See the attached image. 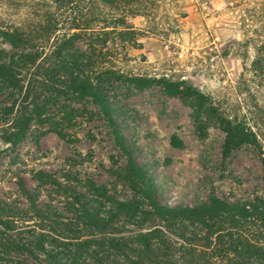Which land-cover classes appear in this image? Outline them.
I'll return each instance as SVG.
<instances>
[{
  "label": "rangeland",
  "instance_id": "rangeland-1",
  "mask_svg": "<svg viewBox=\"0 0 264 264\" xmlns=\"http://www.w3.org/2000/svg\"><path fill=\"white\" fill-rule=\"evenodd\" d=\"M126 2L0 0V30L19 38L11 43L0 37V65L32 55L19 71L28 76L27 84L30 70L41 65L53 68L57 59L99 52L106 69L127 77L185 81L227 117L246 120L259 149L246 146L224 160L225 133L210 103L170 97L160 87L137 89L109 74L99 89L115 128L94 100L64 95L0 156V209L8 213L0 211V220L19 243L29 241L26 251L1 234L0 264H40L44 252L61 264L116 261L109 242L84 231L81 221L85 209L106 215L116 201L145 206L116 131L162 205L196 207L212 198L249 204L264 198V76L252 68L255 59L264 58V0ZM86 28H109L112 41L97 47L69 40ZM20 99V90L0 80V110ZM7 120L0 118V138ZM21 185L47 220L10 215L29 208ZM155 226L164 227L157 222L144 229Z\"/></svg>",
  "mask_w": 264,
  "mask_h": 264
},
{
  "label": "trees",
  "instance_id": "trees-1",
  "mask_svg": "<svg viewBox=\"0 0 264 264\" xmlns=\"http://www.w3.org/2000/svg\"><path fill=\"white\" fill-rule=\"evenodd\" d=\"M104 5H115L129 0H99ZM126 2V3H128ZM74 34L69 40H79L97 47L110 44L112 32L109 28H88ZM0 37L19 40L17 34L0 30ZM14 45V44H13ZM101 53L84 56L72 61L70 57L57 59L56 64L41 65L30 72L27 84L20 70L31 60L32 55L24 53L11 58L9 64L0 65V80L20 90L21 99L13 106L0 110V118L8 119L9 127L2 139L8 144H17L29 131L31 123L43 121L50 108L64 95L79 99H92L102 109L107 120L114 126L110 106L99 87L105 76L111 74L116 79L126 81L137 89L160 87L170 97L194 99L210 108L225 133L222 147L224 160L246 146L259 149V141L243 118H230L214 107L211 99L188 86L185 81L175 82L168 78L127 77L114 70H108L100 60ZM31 63V62H30ZM30 66V64H29ZM255 72L264 76V58L253 62ZM55 71V72H54ZM56 72H59L57 76ZM26 85V88H25ZM116 131V130H115ZM117 144L129 158L128 167L133 180L138 184L140 203L114 202L106 215L93 210L84 211L82 229L95 238L105 239L116 255L113 264H264V198L249 204H230L218 198L196 207L165 206L156 194L155 186L145 170L130 156L117 131ZM61 137L62 134H60ZM177 141L176 139L174 140ZM3 152H0V156ZM264 167V159H263ZM264 183V176H263ZM96 192L99 190L91 186ZM27 196L29 208L25 211H11L10 215L23 218L26 222L47 220L46 214L38 208L36 200L21 185ZM3 213L6 210L0 209ZM8 214V213H7ZM160 222L162 226L144 229L146 225ZM198 229L194 233L187 226ZM135 227V228H133ZM13 240L20 248L29 251V241L19 243L13 230L0 220V235ZM40 264H61L45 253Z\"/></svg>",
  "mask_w": 264,
  "mask_h": 264
},
{
  "label": "water",
  "instance_id": "water-1",
  "mask_svg": "<svg viewBox=\"0 0 264 264\" xmlns=\"http://www.w3.org/2000/svg\"><path fill=\"white\" fill-rule=\"evenodd\" d=\"M9 147V144L0 138V152H4Z\"/></svg>",
  "mask_w": 264,
  "mask_h": 264
}]
</instances>
